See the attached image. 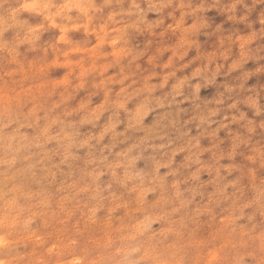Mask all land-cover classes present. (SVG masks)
Listing matches in <instances>:
<instances>
[{
	"label": "clouds",
	"instance_id": "clouds-1",
	"mask_svg": "<svg viewBox=\"0 0 264 264\" xmlns=\"http://www.w3.org/2000/svg\"><path fill=\"white\" fill-rule=\"evenodd\" d=\"M0 264H264V0H0Z\"/></svg>",
	"mask_w": 264,
	"mask_h": 264
}]
</instances>
